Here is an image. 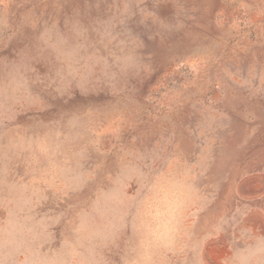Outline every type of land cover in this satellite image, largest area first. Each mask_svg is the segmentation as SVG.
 <instances>
[{
    "label": "rangeland",
    "instance_id": "1",
    "mask_svg": "<svg viewBox=\"0 0 264 264\" xmlns=\"http://www.w3.org/2000/svg\"><path fill=\"white\" fill-rule=\"evenodd\" d=\"M0 264H264V0H0Z\"/></svg>",
    "mask_w": 264,
    "mask_h": 264
},
{
    "label": "clouds",
    "instance_id": "2",
    "mask_svg": "<svg viewBox=\"0 0 264 264\" xmlns=\"http://www.w3.org/2000/svg\"><path fill=\"white\" fill-rule=\"evenodd\" d=\"M124 61L123 67L124 68H130V67H135V64L132 62V58L129 57H124L122 58ZM91 72V68L87 65V63L80 65L79 67H73L69 66L68 74L69 75H76V74H87ZM30 231V230H28Z\"/></svg>",
    "mask_w": 264,
    "mask_h": 264
}]
</instances>
